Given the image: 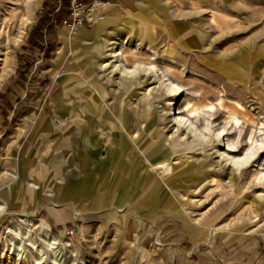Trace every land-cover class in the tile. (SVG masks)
Wrapping results in <instances>:
<instances>
[{
  "label": "rangeland",
  "instance_id": "rangeland-1",
  "mask_svg": "<svg viewBox=\"0 0 264 264\" xmlns=\"http://www.w3.org/2000/svg\"><path fill=\"white\" fill-rule=\"evenodd\" d=\"M44 2L50 6L49 0H0L1 24L31 8L17 40L3 37L7 26L0 25V204L6 207L0 264H264V0H123L101 20L116 24L95 50L94 43L81 44L82 31L59 27L57 36L43 35ZM117 38L132 45L122 49L121 62L136 70L131 79L109 56ZM168 74L181 88L176 97L157 82ZM186 103L215 106L207 139L171 122ZM122 109L139 123L128 122ZM203 120L193 119L199 129ZM90 126L104 156L122 132L131 141L143 130L138 144L151 142L147 150L142 143L143 155L161 149L149 164L154 176L131 201L121 189L94 218L56 227L42 210L76 201L75 155ZM250 136L258 147L251 161L238 167L222 158L227 150L226 159L244 157ZM113 181L106 178L107 185ZM149 193L169 204L138 207ZM137 223V232L130 231ZM46 233L58 238L55 249Z\"/></svg>",
  "mask_w": 264,
  "mask_h": 264
},
{
  "label": "crops",
  "instance_id": "crops-1",
  "mask_svg": "<svg viewBox=\"0 0 264 264\" xmlns=\"http://www.w3.org/2000/svg\"><path fill=\"white\" fill-rule=\"evenodd\" d=\"M49 2L52 10L53 2L52 0H49ZM122 2L123 0H115L114 6H120ZM111 12L110 9L108 14ZM114 24H116V22L113 20H103L95 25H87L81 30L83 33L80 37L81 44L88 45L94 43L95 50L97 47V40L106 35L107 31H110V27ZM59 27V25L55 24L53 30L50 31L51 35L57 36L56 29ZM92 27H94V30L89 33H84V30L89 31V28ZM122 112L123 117L128 118V122H135V124L139 123L138 118L134 117L135 115H133L131 111L124 109ZM103 114L108 118L109 114L106 112ZM142 126L141 128L145 130L144 125ZM91 128L92 126L88 129V136L83 132L85 129L82 128L84 135L82 133L81 137H79L80 139H78L79 148L75 155L78 160V165L75 173L79 180V189L74 191L76 201L73 200L57 207L48 206L42 210L44 216L49 218L56 227L76 225L79 221V217L84 215H87L88 218H94L101 210L107 209L113 204V199L110 198V194L121 189L125 194L130 196L128 197V201H131V196L139 193L141 189H144L146 184H148L154 176L149 171V164L153 159L151 158L153 153L161 149L159 147L155 152H152L151 155H143V148L141 146L146 140L138 144L139 140L143 137L141 135L144 133L143 130L139 128L140 135L138 134L131 137V141L126 140L122 132L120 140L116 141L114 146H107L105 150L106 155L104 156L102 155V151L98 149V140H94L92 136L93 132L90 130ZM122 128L124 130L126 129V127ZM90 143L91 146L89 145ZM150 147L151 142L146 141L144 148L147 150ZM98 153H100V156ZM164 162L165 161L160 159L157 168H160ZM110 176H113L114 181L110 183V185H107L106 178ZM154 196L153 193H149L142 202L140 201L141 203L138 204V207L159 203L160 206L164 208L169 204V201L165 199L160 200ZM85 200L89 203L87 208L83 206ZM122 204L123 201L119 204L120 207ZM139 228L140 226L138 223L136 225H130V231L132 232H137Z\"/></svg>",
  "mask_w": 264,
  "mask_h": 264
},
{
  "label": "bare ground",
  "instance_id": "bare-ground-1",
  "mask_svg": "<svg viewBox=\"0 0 264 264\" xmlns=\"http://www.w3.org/2000/svg\"><path fill=\"white\" fill-rule=\"evenodd\" d=\"M38 4H39V2H38ZM30 10H31V8L27 7L25 9V12L22 15L19 13H14V14H10L8 17H5L3 19L2 24L0 23V25H1V27L6 25L7 31L2 30L3 33L1 35L3 37L4 36L7 37L8 40H17L18 36L20 34H22L23 24L26 21V17L30 14ZM232 22L233 21H229V20L226 21L225 20L224 25L232 24ZM11 32H12V34L14 32H17L15 37L10 36ZM111 45H112V47H111V51H110L109 56L112 59L113 63H115L113 65V67L115 68V70H117V72H120V75L125 77V79L126 78L127 79L133 78L135 76L136 70L135 71L127 70L121 64L122 58H124L122 49L124 47H132V45L129 44V40L126 38H123V39L117 38L111 42ZM132 51L136 52V50H132ZM239 60L241 62V65L243 67H246L247 59H246L245 55L242 53V51H240ZM2 61H3L2 62L3 64H6L7 58L5 57V59H3ZM4 70H5V68H4ZM4 70H3V72H4ZM151 71L152 70H150V69L144 71V75L145 76L150 75L152 73ZM172 73L175 74V71H172ZM167 76L168 77L166 79V82L163 81V79H162L164 77V75L162 76V78L159 76L157 82L161 83L162 87H164L163 89H165V92L168 94L169 97H176L180 94L181 88L179 86H177V84L175 85L171 81L172 78L168 79L169 74ZM176 76L179 79L181 78V76L179 74H177ZM181 108H183V110H181ZM214 111H215V106L213 104L202 103L201 105H199V104L191 105L190 103H186V104L182 105L181 107H179L178 110L175 111L173 114H170L172 116L171 122H173L174 125H177L178 130H183V131L187 132L189 134V136L197 138V139L205 140V139H207L205 132L211 131L213 129V124H212L213 122L211 123V121H209L208 117L211 118L214 115ZM243 111H244L243 112L244 120H246V122L253 123L254 122L253 114L250 111H247L244 109H243ZM183 112L186 113L187 118L182 117L181 113H183ZM200 117H202L204 119L203 121L206 122L205 126L203 125L204 128L201 127L203 129H199L196 126L197 123L194 124V121H193V119L198 120ZM238 122H239L238 119L235 117L234 118L235 125H237ZM224 132H225V130L218 132L217 136L222 135ZM249 141H250V147L248 148V152L245 154L244 157H242V158H235V157L231 158L230 157V160L226 159V157L229 155L228 150H227L226 152L220 153L222 158L229 161L230 164H232V166H238L239 167L241 165H244L245 163H248L249 161H251L253 159V157L256 154L255 151L258 149V147L255 145L257 140H254L252 138V136H250ZM259 144L261 146L264 145L262 142ZM227 146L231 149L237 148L235 146V144H228ZM225 155H227V156L225 157ZM263 166H264V164H262V167ZM170 171H171V166L167 165L166 169H165V173L169 174ZM261 175L264 178V169L261 171ZM34 187L38 188V185L34 184ZM5 208H6L5 205L0 204V212H2ZM24 220L26 222L27 227H30L33 224V221L28 219L26 216H25ZM43 239L47 243V246L51 247L52 249H55L54 247L59 244L58 238L54 235H50L49 233H46V236L43 237Z\"/></svg>",
  "mask_w": 264,
  "mask_h": 264
},
{
  "label": "built area",
  "instance_id": "built-area-1",
  "mask_svg": "<svg viewBox=\"0 0 264 264\" xmlns=\"http://www.w3.org/2000/svg\"><path fill=\"white\" fill-rule=\"evenodd\" d=\"M66 0H52V15L55 17L65 7ZM68 14L61 20L59 26L71 34H78L87 25H95L101 21L115 0H68Z\"/></svg>",
  "mask_w": 264,
  "mask_h": 264
},
{
  "label": "trees",
  "instance_id": "trees-1",
  "mask_svg": "<svg viewBox=\"0 0 264 264\" xmlns=\"http://www.w3.org/2000/svg\"><path fill=\"white\" fill-rule=\"evenodd\" d=\"M46 2H44L43 5L44 16L42 18V24H41V33L43 35H46L47 31L49 32L52 31L55 24L56 25L60 24L61 20L68 14L67 6L69 4V1L66 0L64 9L54 17L52 15V10L50 6L46 5Z\"/></svg>",
  "mask_w": 264,
  "mask_h": 264
}]
</instances>
